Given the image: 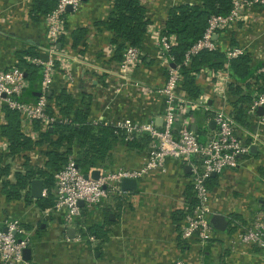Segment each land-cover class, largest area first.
Returning a JSON list of instances; mask_svg holds the SVG:
<instances>
[{"label":"crops","instance_id":"obj_1","mask_svg":"<svg viewBox=\"0 0 264 264\" xmlns=\"http://www.w3.org/2000/svg\"><path fill=\"white\" fill-rule=\"evenodd\" d=\"M13 1L15 2L0 0V17L5 16L6 7ZM140 1L147 9V17L153 28L163 29L171 7L181 3L194 4L198 0H177L176 3L172 0ZM251 10L246 25L244 21L240 22L238 29L219 33L215 40L222 51L238 46L246 47L247 53L254 59L255 68L264 72V9L255 6ZM82 13L92 17V48L89 50V61L82 60V56L77 57L83 66L80 65V70L74 71L75 80L68 90L77 100L76 104L80 106L85 95L91 98L89 121L92 123L98 119L113 120L116 117L130 116L133 120L145 122L155 119L161 126L163 107L157 103L159 101H145L147 107L142 108L138 103L141 100L139 94L133 104H128L120 97L117 109H108V98L115 89L117 62L113 57L116 47L108 57L112 35L95 25L97 21H104L110 13L107 0L84 1ZM17 36L24 38L21 41L45 42V21L18 25L12 29L9 38L2 40L5 45L11 46L13 38ZM154 40V37H150L147 45L154 44ZM11 61L12 55H0L1 67L7 68ZM166 73L165 66L157 59L147 57L138 79L146 87L154 89L165 82ZM212 81L210 77L201 78V95L194 100L200 108L192 116L194 123H177L176 130L182 127L193 130L197 128L198 131H195L206 139V135L216 129L214 118L219 111L232 114L233 103L238 97L230 94V83L226 84L225 90L223 88L218 91ZM256 82L257 80L249 79L239 82L238 86L244 93V88H249ZM203 99L206 101L205 105L202 103ZM263 115L258 110L255 116L249 117L247 127H237V137L244 143L251 144L253 135L258 134L259 141L251 145H257L258 148L253 152L250 150L249 156L242 158L237 169L213 176L215 179L210 182L215 208L211 225L214 217L224 218L227 225L224 230L212 225L214 238L205 246L200 245L198 240L184 241L181 237L185 209L193 204L195 197L190 186L188 165L175 160H168L166 171H151L143 178L135 179L137 187L124 191L122 197L102 202L91 209L84 208L86 225L103 227L107 233L104 239H98L97 242L77 239L78 230H67L65 227L64 212L48 211L51 208L42 209L37 203L38 200L32 197L31 202L24 197L8 201L1 192V180L0 220L13 218L21 222V227L32 238V244L27 249L31 250V259L28 261L34 264H177L178 261L185 264H264L256 250L234 244L237 230L246 226L258 212L264 210V188L260 184L264 176ZM47 145L44 143L40 155L29 162L30 167H43L46 159L42 160V153L48 150ZM148 158L149 145L138 152L128 149L123 141H118L103 165L94 171H115L119 167L139 169ZM14 175L15 173H11V182H14ZM51 195L55 197V188ZM72 229L75 232H71Z\"/></svg>","mask_w":264,"mask_h":264},{"label":"built area","instance_id":"obj_2","mask_svg":"<svg viewBox=\"0 0 264 264\" xmlns=\"http://www.w3.org/2000/svg\"><path fill=\"white\" fill-rule=\"evenodd\" d=\"M176 3L177 0H172ZM233 8L229 15H214L208 20V26L203 37L198 40L186 53L184 64L188 65L195 55L203 51H215L218 44L215 37L219 33L230 29H238V24L245 25L247 17L255 6L264 9V0H231ZM35 0H15L6 7L4 17H0L1 40L9 38L14 27L32 24L33 6ZM83 0H57L55 9L44 17L47 26V39L38 45V56L30 58L29 63L42 68V95L36 102L20 100L23 93L29 89V82L24 71L17 66V52L28 49L27 41L13 38L11 46L0 41V55H12L11 65L0 66V156L8 155L9 141L1 133L5 123L3 109L7 107L20 115L21 131L33 140H39L40 133L54 128L56 124L70 122L69 117L60 112L55 102L48 100L46 95L61 90H69L74 83L76 69L80 70L82 60L89 61L92 48V17L82 13ZM112 0H107V7L112 9ZM71 7V11H69ZM80 28L88 29L85 40L86 47L72 48V34ZM150 24L148 38L154 37V44L144 45L142 48L128 47L123 59L116 63V78L114 92L108 98V109H117L120 97L128 104L140 95V106L146 108V102L159 101L163 107L162 125L155 119L151 121L133 120L130 116L115 119L95 121V125L112 126L123 130L127 134L126 140L133 136L147 135L150 138L149 158L139 169H124L119 167L115 171L99 170L100 176L94 179L86 175L79 168L77 155L68 157L64 167L55 174V204L48 211L64 212L67 230H78L79 240L87 239L97 242L95 235H90L84 221V208L91 209L102 202L122 197L125 192L122 183L126 179H141L151 171H166L168 160H175L191 167L190 186L195 197V204L186 207L184 225L181 237L184 241L198 240L202 246L210 243L214 238L211 216L215 213L214 193L208 186V179L220 175L225 171L237 169L241 160L249 156L251 145L259 141V135L254 134L251 144L240 141L237 137L238 123L234 116L224 110L215 115L216 129L210 131L205 142L200 141V134L193 129L182 127L176 130V124L184 125L186 121L193 124L192 116L200 108L197 101L189 98L182 86L180 69L175 65V58L171 55L175 43L174 35H167L163 29ZM152 35V36H151ZM29 43V42H28ZM61 44L62 48L58 49ZM110 45V46H109ZM108 57L112 55L115 46L109 43ZM84 50V53H81ZM246 47H235L226 51L227 60L246 54ZM259 56V55H258ZM154 57L166 68L165 82L154 89L143 85L138 79L144 59ZM76 58L77 60H75ZM74 61V62H73ZM76 63V64H75ZM83 66V65H82ZM175 66V67H174ZM212 78L214 88L218 91L226 88V84L233 81L229 63L223 69H203L196 75V80L202 77ZM262 83L256 82L250 88H244V94L253 98L248 106V116H255L260 108L264 109V92H260ZM202 100V99H201ZM204 105L206 101L202 102ZM133 104V103H132ZM264 117V115H263ZM188 118V119H187ZM192 122V123H191ZM92 123V122H91ZM39 128V130H37ZM50 146H47L49 149ZM42 147L31 151V161L40 155ZM46 157L42 156V160ZM24 158L10 159L11 173H25ZM88 176V178L86 177ZM11 174L8 176L10 180ZM11 181V180H10ZM264 188V176L260 181ZM44 197L48 190L44 189ZM83 203V206L80 203ZM32 244V238L21 227L17 219L0 220V261L1 264H34L24 258L25 249ZM234 244L250 247L256 250L264 260V210L258 212L246 226L237 230ZM177 264H185L178 261Z\"/></svg>","mask_w":264,"mask_h":264},{"label":"trees","instance_id":"obj_3","mask_svg":"<svg viewBox=\"0 0 264 264\" xmlns=\"http://www.w3.org/2000/svg\"><path fill=\"white\" fill-rule=\"evenodd\" d=\"M112 3L108 17L104 21H97L95 25L111 33V43L116 47L113 60L118 63L123 59L128 47L142 48L148 43V27L151 22L147 17V9L140 0H112ZM56 5L57 0H35L32 23L38 24L43 21ZM232 8L231 0H198L194 4H177L169 9L163 31L167 35L175 36L171 55L175 58V65L180 69L183 89L192 100L199 99L201 95L196 75L203 69H223L229 63L233 78L229 85V92L232 96L238 97L233 103L232 115L240 126L247 127L249 125L248 106L253 98L244 94L238 83L249 79L257 80L262 83L260 92H264V72L255 68L254 59L249 53L228 61L226 51L218 48L215 51H203L195 55L188 65L184 64L188 50L203 37L209 18L214 15L227 16ZM88 33L86 28L75 30L72 34V48H87L85 40ZM17 39L24 40L21 36H17ZM39 42L45 43L41 40ZM36 43L27 42L28 49L17 52V66L24 71L30 84L29 89L20 97V100L24 102H36L43 97V95L40 96L43 81L42 68L28 61L38 56ZM81 53H84V50H81ZM146 60L147 58L143 62L146 63ZM46 97L56 103L60 112L69 117L70 122L56 124L53 131L40 133L39 140L36 141L22 133L20 115L16 111L7 107L3 109L5 123L1 127V133L9 141L10 152L0 158V180L2 181L1 192L8 201L20 200L24 197L26 201L31 202L29 189L31 182L33 179H42L48 189V196L38 200L37 203L42 209L52 208L55 204V197L51 195L52 189L55 188V174L64 167L70 155L76 154L77 163L82 172L92 175L95 168L103 165L118 141H123L128 149L138 152L143 151L150 144V138L147 135L133 136L126 140L128 136L123 130L91 123L89 121L91 98L88 95L83 97L80 106L67 90L54 91L51 96L47 94ZM44 143H47L50 148L42 153L46 157L43 167L39 165L30 167V152L36 147H42ZM16 157L24 158L26 170L25 173L16 172L14 182H11L7 179L11 174L9 161ZM214 179L213 177L208 179V186ZM87 231L90 235H95L97 239H104L107 235L103 227L99 226H87Z\"/></svg>","mask_w":264,"mask_h":264},{"label":"water","instance_id":"obj_4","mask_svg":"<svg viewBox=\"0 0 264 264\" xmlns=\"http://www.w3.org/2000/svg\"><path fill=\"white\" fill-rule=\"evenodd\" d=\"M83 1H87V0H83ZM68 9H69V11H71V7H69ZM29 43H34V41L33 40H29ZM61 48H62V45L59 44L58 45V49H61ZM48 95L51 96L52 93H48ZM40 96H42V93H40ZM259 111L262 114L264 113V109L263 108H260ZM195 130L198 131L197 128ZM50 131H53V128H51ZM205 140H206L205 137L200 136V141L201 142H205ZM257 148H258L257 145H253L251 147V152L255 151ZM187 172L188 173L191 172V167L190 166L187 167ZM100 173L101 172L99 170H96V171H94L92 173L91 177L94 178V179H98L99 176H100ZM86 177L88 178V176H86ZM122 186H123L122 189L124 191L130 190V189H135L137 187V181L134 180V179H126V180L123 181ZM44 189H45L44 180H42V179H33L32 182H31V185H30V195H31V197L34 200H41L42 198H44V195H43ZM80 205L83 206V203L81 202ZM212 225L215 228L219 229V230H224L226 225H227V223H226L224 218L214 217L212 219ZM71 232H75L74 229H72ZM24 258L27 261L31 259V250L30 249H25Z\"/></svg>","mask_w":264,"mask_h":264}]
</instances>
